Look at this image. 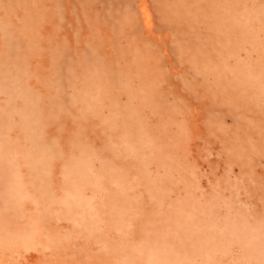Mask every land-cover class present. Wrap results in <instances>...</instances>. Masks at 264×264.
Returning a JSON list of instances; mask_svg holds the SVG:
<instances>
[{"label": "rangeland", "instance_id": "obj_1", "mask_svg": "<svg viewBox=\"0 0 264 264\" xmlns=\"http://www.w3.org/2000/svg\"><path fill=\"white\" fill-rule=\"evenodd\" d=\"M0 264H264V0H0Z\"/></svg>", "mask_w": 264, "mask_h": 264}]
</instances>
